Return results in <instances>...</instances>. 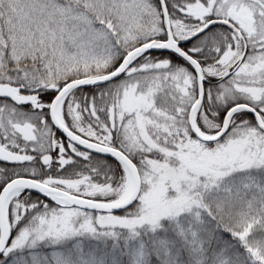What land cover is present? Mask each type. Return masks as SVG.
Segmentation results:
<instances>
[{"label": "snow or ice", "instance_id": "obj_1", "mask_svg": "<svg viewBox=\"0 0 264 264\" xmlns=\"http://www.w3.org/2000/svg\"><path fill=\"white\" fill-rule=\"evenodd\" d=\"M0 264H264V0H0Z\"/></svg>", "mask_w": 264, "mask_h": 264}]
</instances>
